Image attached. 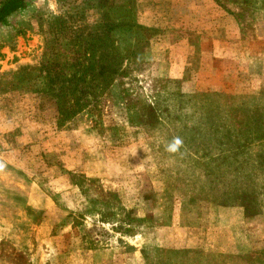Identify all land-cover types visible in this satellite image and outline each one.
I'll return each mask as SVG.
<instances>
[{
    "label": "crops",
    "instance_id": "0c3cea01",
    "mask_svg": "<svg viewBox=\"0 0 264 264\" xmlns=\"http://www.w3.org/2000/svg\"><path fill=\"white\" fill-rule=\"evenodd\" d=\"M134 6L137 24L150 30L146 46L149 71L155 82L166 84L167 95L173 91L181 95L229 94L233 98L242 95L244 100L264 95V3L134 0ZM109 92L100 114L84 110L59 128L53 122L54 113L46 112L41 138L32 131L21 133L20 144L0 149V160L13 170L10 175L0 173V201L19 196L27 208L49 212L58 195L68 213L83 221L84 216L102 215L91 209L79 211L83 203H89L84 193L89 190L87 183L95 180L102 190L117 193L121 209L133 211L140 219L134 222L132 235L122 234L130 238L133 264H147L142 235L148 233V242L155 245L160 238V245L167 250L215 255L223 260H187L184 264H223L224 258L233 256L246 259L238 258L235 264H250L251 254L264 250V215H248L241 205L195 200L167 189L142 134L132 130L123 111L116 112ZM16 127L18 122L12 118L5 125L0 121L1 134ZM59 165L69 170L77 167L85 180L83 189L63 176ZM82 225L72 219L55 228L38 224L36 263L51 255L49 239L55 231V237H63L56 242L58 247L53 244L55 262L82 263L83 259H72L73 254L78 258L80 252L89 250V263L115 264L117 246L108 248L107 243L99 242L90 251L79 228ZM41 229L46 231L43 241L47 247L41 244ZM127 258L125 255L124 263Z\"/></svg>",
    "mask_w": 264,
    "mask_h": 264
},
{
    "label": "rangeland",
    "instance_id": "374dc122",
    "mask_svg": "<svg viewBox=\"0 0 264 264\" xmlns=\"http://www.w3.org/2000/svg\"><path fill=\"white\" fill-rule=\"evenodd\" d=\"M106 1L109 0H90L96 6ZM110 1L116 3L111 12L118 18H124V14L120 11L124 10L123 8L128 2H133V0ZM257 1L264 3V0ZM61 2L62 0H26L23 8L13 12L5 22L0 23V121L4 125L8 118L18 122V127L6 134L12 133L15 136L19 129L21 132L17 135L32 131L41 138V127H44L48 120L46 112L54 113L53 107L47 105L42 121L41 113H38L39 110L35 107L37 99H34L35 97L31 93L23 92L18 95L16 91L8 89L11 72L24 65L36 64L41 59V53L45 46L43 25L48 22L50 16L59 13L60 10L82 3L80 0H65V4ZM100 12L102 14V9ZM88 18L89 20L93 18L90 12H88ZM82 26L84 25L74 24V29H81ZM149 31L141 25H138L135 30L137 40H142L137 55V71L142 75L137 76L141 79L140 85L143 86V93L148 102L155 101L151 96L152 93L157 91L155 92L157 94L160 88L165 89V92L158 93L159 96L156 98L158 100L156 104L162 111V124L150 129V137L147 139L149 152L158 165V172L163 178V182L166 183L165 186L175 194L192 193L193 191H196L197 194L199 191L205 190L202 191V196L215 202H247L251 210L248 211L249 213L264 215V136L262 140H258V137L264 134V95L255 98L249 97L245 100L241 98L242 95L233 98L229 94L181 95L173 91L171 96L167 95L166 84L160 83V81L155 82L149 71L151 64L146 54ZM118 34L121 38V48L127 49L130 45V41L126 38L128 34L126 32ZM124 35L127 36L124 38L122 37ZM134 65L137 66L134 60L128 62L129 69L126 68L127 71L130 72L132 68L133 70L125 79L126 85H129L130 82L133 83V80L129 78L135 74ZM108 94H110L109 90L102 96L101 105ZM20 97H22L21 100H19ZM24 109H28L29 112L20 115ZM11 111L14 112V115ZM18 111L17 115L15 112ZM18 117L22 118V125ZM136 128L132 127V130L135 131ZM174 137L181 138L183 144L178 152L170 153L165 148ZM0 142L2 147L6 145L1 137ZM18 144L20 142L17 140ZM2 162L0 160V165H3L0 168L4 169ZM87 186L90 188L86 192L87 196L94 200L97 199L100 206L101 203L102 205L112 203L116 216L112 215L110 210L104 209L101 216H84L83 221L80 216H68L63 219L62 223L69 219H72L77 225L82 223L83 225L79 228H81L82 236L89 243L90 251H93L99 242L107 243L108 248L111 245H116L117 255L112 251L116 255L115 264H133L132 250L128 246L131 244L128 242L130 238L122 234L128 236L133 234L135 215L123 213L114 191L102 190L100 183L95 180L89 181ZM10 198H2V200L11 201ZM10 204L13 205L12 210L17 215H21V208H17L16 203L10 202ZM22 211L25 222L24 230H20V221L16 223V216L13 215L15 222L14 226L11 225L13 229L8 232H0L1 236L4 234L8 236L0 239V264H59L53 260L56 258L53 244L58 247L56 242L63 237L61 235L55 237L54 231L51 234L52 239H49L51 240L50 247H48L50 252H47L51 255H47L44 261L36 263L33 258L36 250L34 244L37 238L35 227L38 225L37 222L41 219V215L34 211L27 214L24 208ZM122 220L131 222V225H125ZM113 221L117 224L112 223ZM119 222L121 223L119 224ZM2 223H5V226L2 225L5 228L7 223L5 221ZM262 224L264 225V217ZM45 233L46 231L41 229V244L47 247L46 242L43 241ZM142 236L145 242L143 243V256L144 258L151 257L150 263L147 262V264H155L158 257H162L159 259L163 261L161 264H184L187 260L220 261L221 263L222 260L221 257L198 252L186 254L172 251L168 254L165 252V248L160 245V238L154 245L148 242L149 233ZM117 238H121L123 241L121 242ZM80 254L82 256L76 258V253H74L75 257L72 259H83L82 263L77 261L78 264H91L86 259L88 256L86 254H91L89 250H84ZM125 255L128 256L126 263L123 261ZM233 257L235 258H224L225 261L222 263L235 264L238 258L246 260L245 257ZM249 258L250 264H264V250L254 252Z\"/></svg>",
    "mask_w": 264,
    "mask_h": 264
},
{
    "label": "trees",
    "instance_id": "16d2710c",
    "mask_svg": "<svg viewBox=\"0 0 264 264\" xmlns=\"http://www.w3.org/2000/svg\"><path fill=\"white\" fill-rule=\"evenodd\" d=\"M62 2L65 4V0H62ZM80 2L82 3L75 6L73 5L72 8L68 7V9L60 10L59 13L50 16L48 22L43 25V30L45 29V31H43L45 46L41 53V59L36 64L24 65L14 72L10 71V86L8 90L13 92L16 91L18 95L23 92L31 93L35 97L34 99H37L35 107L39 110L38 113H41L42 121L44 120V111L47 105H51L54 109L53 122L59 128L65 127L69 120L84 110L95 115L100 114L101 98L104 93L109 90L114 97L116 112L119 113L123 111L130 127L138 128L133 131L142 134L147 144V153L149 157L153 159L151 152H149L147 139L150 137V129L158 124H162V111L158 104H156L158 101L156 98L159 96L158 93L165 92V89L160 88L157 94H155L157 91L151 94L155 99L152 103L147 101L143 93V86L140 85L141 79H139L137 75L142 74L137 71V55L142 45V40H137L135 34L138 24L135 20L134 0L133 2H128L123 8L124 10L120 11L124 14V18H118L111 12L116 4L114 1L109 0L98 6L93 5L90 0H80ZM25 3L26 0H0V23L5 22L7 17L13 12L23 8ZM101 9L102 14L100 12ZM88 12L93 16L91 20L88 18ZM74 24L79 26L82 24L84 26H82L81 29H74ZM122 32L128 34V36H122L124 38L127 36L126 38L130 41V45L127 49L121 48V38L118 36L120 35L118 33ZM133 60L137 65H134L135 74H132V78H129L133 80V83L130 82L129 85H126L125 79L128 78L129 73L133 70L132 68L130 72L127 71L129 69L128 62ZM149 88L152 89L151 87ZM170 94L171 93L168 95ZM21 99L22 97L19 98V100ZM166 111H168V109H166ZM27 112H29V110L24 109L20 115ZM11 113L14 115L13 111H11ZM15 113L18 115L19 111ZM18 119L21 122L22 118L18 117ZM20 132L21 130L18 129L15 136L12 133L0 134V137L3 138V143L5 142L6 144L2 147L0 142V149L17 145V139L20 135H17V133ZM263 136L264 134H261L258 140H262ZM68 154L69 153H66L65 155L68 157ZM153 162L158 171V165L154 159ZM59 164H61V161ZM77 169V167L75 168V166H73L71 170H69L59 165V172H62L63 176L70 178L73 183L79 185L83 189L82 186L85 180ZM0 173L10 175L13 173V170L4 164V169L0 170ZM202 191L204 192L205 190ZM202 191H199L197 194L196 191H193L192 193H179V195H185L195 200H205L217 204L241 205L245 208V212L248 215H253V213L248 212L251 210L247 202H215L202 196ZM50 192L54 196L53 191ZM85 192H87V189L84 190V193ZM57 196L58 195L54 198L55 205L49 212L43 209L35 210L31 207L27 208L24 205V200L19 198V196L13 197L11 201L1 200L0 232H8L13 229L15 223L13 215L16 216V223L20 221V230H24L25 222L22 214L23 208L27 214H29L30 211L40 213L41 219L37 224H48L51 228L57 227L64 218L71 216L68 213L69 208L64 206ZM86 198H88L89 203H83V207L81 206L79 210L80 212L91 209L94 213H102L105 209L110 210L111 214L116 216L115 207L112 203H106L104 205L101 203L100 206L97 199L94 200L92 197L88 196ZM116 198L118 199V197ZM10 202L13 204L16 203V207L21 208V215H17L16 212L12 210L13 205H11ZM121 210L123 213H132L134 216L131 210ZM134 220L140 221V219L137 218H134ZM3 221L7 223L5 228L2 226H5V223H2ZM122 221L123 223L127 222L124 220ZM4 235H0V239L8 237ZM165 252L168 254L172 253L171 250L167 249H165ZM150 258L146 256V262L150 263ZM158 258L162 259V257ZM159 259L156 258L155 264H161L163 262ZM177 261L179 260L177 259Z\"/></svg>",
    "mask_w": 264,
    "mask_h": 264
},
{
    "label": "clouds",
    "instance_id": "9594fccd",
    "mask_svg": "<svg viewBox=\"0 0 264 264\" xmlns=\"http://www.w3.org/2000/svg\"><path fill=\"white\" fill-rule=\"evenodd\" d=\"M183 144V141L179 137H174L167 145L165 150L170 153L178 152ZM3 167V165H0Z\"/></svg>",
    "mask_w": 264,
    "mask_h": 264
}]
</instances>
